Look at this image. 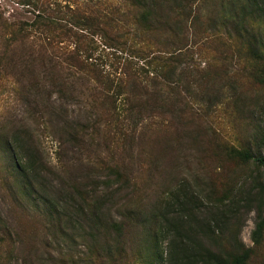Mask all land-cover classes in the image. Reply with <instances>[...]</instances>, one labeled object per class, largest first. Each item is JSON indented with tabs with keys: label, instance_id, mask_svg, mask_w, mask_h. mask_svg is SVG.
Wrapping results in <instances>:
<instances>
[{
	"label": "rangeland",
	"instance_id": "obj_1",
	"mask_svg": "<svg viewBox=\"0 0 264 264\" xmlns=\"http://www.w3.org/2000/svg\"><path fill=\"white\" fill-rule=\"evenodd\" d=\"M18 2L0 0L1 27L31 22L34 12ZM193 2L187 6L193 13L183 33L159 29L146 37L155 45L153 52L163 53L150 54L148 59L171 56L170 52L176 51L174 43H179L177 33L185 47L180 61H172L178 67V76L169 85L176 92L163 87L161 93L169 97L167 104L154 100L166 107L158 110L163 116L126 122V128L134 131L133 139H125L121 146L110 140L106 143L114 163L104 154L106 146L100 136L90 141V147L101 149L100 156L109 167L106 170L98 167L85 172L69 164V147L61 138L64 126L44 131L37 112L39 103L33 102L38 98V86L28 82L23 70L22 47L17 44L4 53L10 38L6 31L1 32L0 264H170L174 230L169 227L170 233L160 232L168 227L160 213L166 204L174 202L172 193L185 196L182 189L189 198H195L199 211L194 213L200 220L215 211L219 201L226 205L240 203L241 214L230 215L218 245L227 250L236 241L249 248L254 246L252 234L261 207L256 180L264 181V168L244 164L228 153L231 149L249 150L264 158V84L259 78L264 71V16L254 14L244 3L234 5V0ZM79 32L85 36V43L93 38ZM93 40V59L108 73L115 75L118 67L121 72L131 60L134 65H145L123 48L109 49L100 38ZM132 47L142 48L143 42L137 40ZM254 47L258 53H253ZM161 72L146 66L143 76L150 82L153 76L164 82ZM56 96L54 93L52 99ZM175 96L182 103L175 102ZM122 101L125 104H119L123 109L130 107L131 101ZM142 104L132 102L131 107L137 111L149 107ZM68 111L72 116L80 115L79 122L87 124L84 105L71 104ZM22 124L40 147L47 163L45 169L54 173L51 179L55 188L60 189L62 179L69 176V171L63 173L65 165L75 169V177H88L82 183L88 186V192L97 195L96 204L102 208L99 219L91 221L92 217L86 216L88 221L78 220L69 215L67 219L61 203L62 222L57 221V229H53L45 223L42 206L23 197V180L12 171L10 156V149L19 153L12 138L14 132L25 130ZM118 170L120 176L115 174ZM57 189L49 191L51 199L56 197L53 195ZM186 230L192 239H201L195 227L187 224ZM204 244L215 246L212 239L205 238ZM250 264H264V243L254 249Z\"/></svg>",
	"mask_w": 264,
	"mask_h": 264
},
{
	"label": "trees",
	"instance_id": "obj_2",
	"mask_svg": "<svg viewBox=\"0 0 264 264\" xmlns=\"http://www.w3.org/2000/svg\"><path fill=\"white\" fill-rule=\"evenodd\" d=\"M18 1L24 8L27 7L28 12L33 11L34 17L31 22H23L19 26L7 24L0 26V34L6 31L10 38L3 52H10L17 44L21 45L23 70L28 75V82H36L38 86V98L35 96L33 102L39 103L37 112L40 115L39 120L45 126L44 131L52 132L57 126H64L61 129L63 132L61 138L64 145L69 147L70 157L68 156L67 161L72 167L78 166L85 172L89 171V168L98 167L106 170L105 168L109 167L106 166L104 157L100 156L101 149L90 147V141L94 142V138L100 136L106 146L104 154L114 163V156L106 143L110 140L113 144L121 146V142L125 139L129 137L133 139L134 131L126 128V122L135 123L143 117L163 116L158 110H165L166 107L159 106L154 100L167 104L169 97L161 93L163 87L173 93L176 92L169 83L174 80L173 77L178 76L176 75L178 67L173 64L176 60L180 61L185 48L179 33H183L186 23L192 19L193 11L187 6L197 0L191 2L190 0ZM232 3L234 5L244 3L254 14L258 12L264 16V0H234ZM159 29L172 30L174 34V31L179 32L176 34L179 43H174L176 51L170 52L171 56L160 55L148 59L150 54L156 52L163 54L162 51L153 52L155 45L146 38ZM79 31L86 32L93 38H100L106 48L117 51L123 48L131 53V57L138 59V62H144L145 65L143 67H140L139 63L134 65L131 60L123 65L119 73L117 70L120 67H118L115 75L106 72L93 59L95 39L90 38L85 43L82 39L85 36ZM137 40L143 42L142 48L132 47ZM129 42H131L130 46ZM252 51L258 53L259 49L255 48ZM173 56L175 58H171ZM146 66L155 71L161 70L164 82L154 76L150 78L151 82L148 81L143 76ZM259 78L264 84V71L260 73ZM54 93L58 94V97L52 99ZM175 97V102L182 103L179 97ZM122 100L131 101L130 107L123 109L119 104H125ZM141 101L144 102L141 106L147 104L149 107H142L143 111L131 107L132 102L137 104ZM71 104L85 106L87 124L79 122L82 121L80 115H70L68 108ZM180 108L185 110L181 106ZM100 124L102 129L99 130ZM22 127L25 130L14 132L12 138L19 152L17 153L15 149L11 152L10 149L12 171L16 176L22 177L23 197L37 201L38 205L42 206L48 227L57 229V221L59 224L62 222L61 203H64V215L67 219H70L69 216L78 220L84 218L87 221L89 219L86 216H91V221L99 219L102 208L96 204L97 195L88 192V186L82 183L88 177H75L72 173L75 169L71 167L69 169L68 164L62 168L63 173L69 171L67 180L62 179L61 188H55L54 179H51L54 173L45 169L47 163L43 160L40 147L35 143L31 132L27 131L26 125L22 124ZM108 151H110L109 155H107ZM228 155L244 164L255 163L264 168V158L253 155L249 150L231 149ZM114 170L117 169H111ZM119 171H115L117 176H120ZM256 186L259 188L257 197L261 207L258 208V222L252 234L254 246L249 248L236 241L230 250L218 244L222 241L223 231L230 222V215L241 214L240 203L233 202L232 205H226L219 201L220 205L214 207L216 212L211 211L200 220L194 213L199 211V208L195 206V198L192 195L189 198L187 196L189 193L184 189L181 191L185 193L184 197L172 193L170 198L174 199V202L170 201L166 204L160 213V218L168 226L160 232L170 233L169 227L174 230L170 264H250L254 249L264 243V181L257 178ZM52 189H57L53 195L57 198L49 197V194L52 195L49 192ZM187 224L197 229V234L201 236L199 241L191 238V234L186 230ZM205 238L213 240L214 248L204 244Z\"/></svg>",
	"mask_w": 264,
	"mask_h": 264
}]
</instances>
